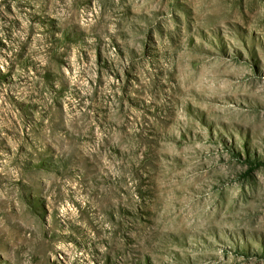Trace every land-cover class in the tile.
Returning <instances> with one entry per match:
<instances>
[{
  "label": "rangeland",
  "instance_id": "1",
  "mask_svg": "<svg viewBox=\"0 0 264 264\" xmlns=\"http://www.w3.org/2000/svg\"><path fill=\"white\" fill-rule=\"evenodd\" d=\"M0 264H264V0H0Z\"/></svg>",
  "mask_w": 264,
  "mask_h": 264
}]
</instances>
